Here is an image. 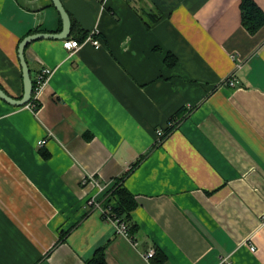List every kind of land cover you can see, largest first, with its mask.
Returning <instances> with one entry per match:
<instances>
[{
    "label": "crops",
    "instance_id": "obj_1",
    "mask_svg": "<svg viewBox=\"0 0 264 264\" xmlns=\"http://www.w3.org/2000/svg\"><path fill=\"white\" fill-rule=\"evenodd\" d=\"M61 2L101 45L33 41L31 79L52 71L38 109L0 99V264H86L99 248L105 264H154L151 249L160 264H264V25L247 32L241 0H132L159 13L150 28L126 0ZM61 29L52 0H0L5 93H23L19 43ZM85 177L134 197L129 238L85 205L105 197Z\"/></svg>",
    "mask_w": 264,
    "mask_h": 264
},
{
    "label": "trees",
    "instance_id": "obj_2",
    "mask_svg": "<svg viewBox=\"0 0 264 264\" xmlns=\"http://www.w3.org/2000/svg\"><path fill=\"white\" fill-rule=\"evenodd\" d=\"M127 4L133 8V10L139 14L141 19L143 20L144 25L147 28H150L151 25L159 20L160 15L156 12H151L149 10L145 9H137L134 7L132 0H126ZM240 9H241V17H242V25L243 27L249 32L250 34L256 33L263 25H264V13L260 10V8L254 3L253 0H241L240 2ZM74 32V30L72 29ZM77 33H72L70 37L75 38L78 41H81L86 35L87 32H83L80 30L79 35ZM165 65L168 67H172L176 64L177 58L174 54L171 52H167L164 57ZM36 81L32 79V88L33 91L36 89ZM34 95V94H33ZM35 103L36 109H38V102L37 100H34L33 97L31 98L29 104ZM35 109V110H36ZM184 109H181L178 111L177 114H175L169 121H174L176 124L174 127H167L165 128V132L167 135L171 133L176 126L184 119L183 115ZM167 123V124H168ZM166 127V126H165ZM166 135V136H167ZM41 154L43 157H47L48 154L41 150ZM110 194V197H112L116 201V206L113 207V212L118 216L122 221H124L128 225L129 232L133 234L134 229L136 230L137 225H130V213L135 209L136 202L134 200V197L129 193V191L124 188L120 183L116 182L110 189L104 194L107 195ZM154 264H160L164 261V258L161 254V252L157 251L154 258H153ZM86 264H105V254H104V248H99L94 255L87 260Z\"/></svg>",
    "mask_w": 264,
    "mask_h": 264
},
{
    "label": "built area",
    "instance_id": "obj_3",
    "mask_svg": "<svg viewBox=\"0 0 264 264\" xmlns=\"http://www.w3.org/2000/svg\"><path fill=\"white\" fill-rule=\"evenodd\" d=\"M98 33L99 31L96 28L92 29L91 31H89L88 35H86L85 39L82 42H79L72 38L63 39L62 40L63 48L67 52L72 53L73 51L78 50L82 45L88 43L92 45V47L97 49L101 45L98 38ZM51 73L52 71L49 68H44L36 76L35 81L37 86L36 89L33 91L34 95L32 94L34 100H36L37 93L40 91L42 86L45 85ZM227 82L231 86L234 85L232 79L227 80ZM26 106L30 107L33 110L36 109L35 103H31ZM175 124L176 123L174 121H170L165 128L174 127ZM165 128L156 129L155 134H156V140L158 142L162 141V139L166 137L167 133L165 132ZM45 142L46 140L44 139L39 141L38 146L40 148L43 147ZM87 183L91 184L94 188H97L100 191V194L102 193L105 194L109 189L107 188L106 185L101 184L98 180H96L93 177H85L82 180V184H87ZM104 196H105L104 201H98L96 196L88 197L85 205L93 210H97L105 221L111 222L116 225L117 233L121 234L125 238H129L130 234L127 224L124 221H122L118 216H116V214L113 212V206L110 205V203L108 204L107 202L112 197H110V194ZM261 221L264 223V215L261 217ZM251 250L254 251V247H251ZM154 256H155V251L153 249L149 250L146 254H144V257L147 260L152 259Z\"/></svg>",
    "mask_w": 264,
    "mask_h": 264
},
{
    "label": "water",
    "instance_id": "obj_4",
    "mask_svg": "<svg viewBox=\"0 0 264 264\" xmlns=\"http://www.w3.org/2000/svg\"><path fill=\"white\" fill-rule=\"evenodd\" d=\"M53 6L57 10L61 21L62 29L59 33H35L25 37L18 45V59L22 71V81H23V93L20 98H13L9 96L5 91L0 88V99L5 101L7 104L15 107H24L29 104L32 94V79L30 75V70L28 68L26 59H25V49L33 41L39 39H54V40H63L69 37L71 32V21L70 17L62 5L61 0H52Z\"/></svg>",
    "mask_w": 264,
    "mask_h": 264
}]
</instances>
